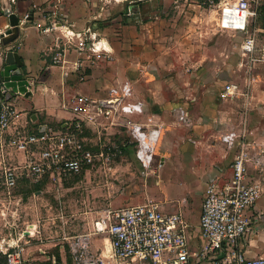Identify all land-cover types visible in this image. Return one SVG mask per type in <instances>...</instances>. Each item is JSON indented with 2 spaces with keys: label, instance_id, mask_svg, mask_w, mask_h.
Segmentation results:
<instances>
[{
  "label": "crops",
  "instance_id": "crops-1",
  "mask_svg": "<svg viewBox=\"0 0 264 264\" xmlns=\"http://www.w3.org/2000/svg\"><path fill=\"white\" fill-rule=\"evenodd\" d=\"M260 1L264 4V0ZM8 3L11 14L19 20V35L14 42L1 47L0 62L6 51L17 53L30 86L28 97L17 93L4 102L11 105L15 113L13 124L3 138L8 140L16 129L29 134L65 130L80 119L90 145L92 140L86 136L89 130L100 127L108 131L115 126L120 134L137 143L139 151L150 152L146 169L148 182L139 195V202L155 203L163 213H181L192 226L191 244L198 245L197 225L205 189L211 184L221 186L230 179V165L241 146L264 148V95L248 96L237 90L225 100L221 94L228 85L221 88L213 79L199 78L197 74L201 71L214 69L213 48L204 53L202 46L188 44L174 55L173 49L152 45L150 39L153 41L155 24L142 22L151 12V1L138 15L129 11L132 6H127L120 15L121 24L103 26L99 23L101 27L97 31L93 30L92 21L98 19L92 16V0H13ZM257 12L258 16L249 19L244 29L222 32L233 38L227 56L236 48L245 55L241 50L244 39L239 47V42L236 46L234 43L237 36L245 35L250 23L259 18L262 26L251 35L263 39L261 52H264V19L262 10ZM51 20H55L57 28L43 33ZM193 20L198 23L199 31L191 32L188 39L193 34L202 36V25L212 21L203 16ZM7 27L9 29V18L3 11L0 30ZM258 31L262 32L261 36ZM214 35L212 32L211 36ZM57 54L61 57L58 63L54 61ZM108 56L112 60L104 61ZM253 56L237 63V67L243 64L250 70L256 63L264 65V59L255 61ZM223 63L229 65L230 59ZM162 70L182 71L183 76L164 73L163 78H156ZM190 70L198 73L187 75ZM110 99H121L116 115L98 116L94 106ZM88 115L97 116L93 119L96 122L89 120ZM118 148L122 151V147ZM12 151L14 158H11ZM5 155L10 163L24 160V155L12 148H6ZM249 177L263 185L261 196L249 213L251 220L256 214L263 215V221L251 224L264 225V170L260 172L250 166ZM163 180L168 182L164 188ZM176 182L180 188L173 186ZM4 205L8 207L6 201ZM6 226L12 228L13 225ZM24 226L19 225L14 235L6 230L0 237V248L12 252L11 247L19 245L25 264L39 260V241L30 242L28 228ZM253 237L243 250L248 257L258 256L251 248ZM0 254L8 264V255Z\"/></svg>",
  "mask_w": 264,
  "mask_h": 264
},
{
  "label": "rangeland",
  "instance_id": "rangeland-1",
  "mask_svg": "<svg viewBox=\"0 0 264 264\" xmlns=\"http://www.w3.org/2000/svg\"><path fill=\"white\" fill-rule=\"evenodd\" d=\"M148 1H151V12L145 13L142 22L155 24L152 29L153 41L150 39L152 45H160L163 49H173L174 55H177L176 50L188 44L202 46L204 53L213 48L216 58L214 69L208 68L199 74L197 71L190 70L187 75L195 72L199 78H209L218 82L221 88L225 85H236L237 90L248 96L264 95V65L256 63L249 70L241 64L238 68L236 64L243 63L249 57L239 53L237 48L236 51L233 49L234 53L227 56L229 46H233V38L226 32L222 33L226 30L215 26L217 17L221 15L225 7L224 4L232 3L234 0H214L215 7L212 8L208 3L203 4L200 0H124L121 2L92 0V16L98 19L97 22L92 21L95 24L93 30L100 29L99 23L103 26L121 24L120 15L127 10V6L137 4L145 6ZM251 7H254L253 3ZM263 9L264 4L258 7L259 11ZM202 16L208 21L212 19L211 22L206 21L207 23L202 25L203 35L193 34L191 38H186L194 30V33L196 30L199 31L198 23L193 19ZM250 24L245 35L237 36L235 46L239 42L237 43L239 47L242 39L262 26L261 18ZM112 31L111 36L115 34ZM212 32L215 33L214 36H211ZM258 33L262 35L261 31ZM255 37L259 51L253 57L255 61L262 60L263 39L256 35ZM96 40L99 39L96 37ZM207 59L209 62V58ZM229 59V65L223 63ZM111 60L112 58L108 56L104 61ZM164 73L171 74L172 77L183 76L182 71L162 70L156 78H163L166 75ZM86 136L92 140L90 145L93 153H102L103 158L96 160L94 166L84 169L81 174L63 180L61 183L47 179L38 184L20 182L10 195H7L0 183V237L6 230H11L13 233L14 230H19V225L22 227L25 225L24 227L28 228V240L39 241V260L26 261L25 264H91L98 259L100 253L103 257L99 259L103 264H113L109 259V243L105 245L107 235H93V225L100 221L107 210L143 203L139 202L141 197L139 195L144 192L148 182L146 169L150 152L139 151L137 143L131 142L125 134H120L115 126L110 127L108 131L100 127L98 130H89ZM262 136L264 138V135ZM254 139L258 141L259 137ZM115 147H122L120 154L115 151ZM106 155H108V161H105ZM12 157H16L13 151ZM151 160L155 161L153 158ZM10 164L15 163L11 161ZM167 184L168 182L163 180L162 187L164 188ZM173 186L180 188L178 182ZM178 193L180 195V192ZM5 201L8 207H5ZM6 225L13 226L11 228ZM252 241L251 248L258 253V256H264V231L256 234Z\"/></svg>",
  "mask_w": 264,
  "mask_h": 264
},
{
  "label": "built area",
  "instance_id": "built-area-1",
  "mask_svg": "<svg viewBox=\"0 0 264 264\" xmlns=\"http://www.w3.org/2000/svg\"><path fill=\"white\" fill-rule=\"evenodd\" d=\"M200 1L208 3L210 8L215 7L214 0ZM251 3L254 7H251ZM224 5L216 19V27L240 31L246 27L249 19L258 16V7L262 4L260 0H234ZM2 13L0 0V15ZM262 15L264 19V9ZM56 28L57 23L51 20L43 33ZM9 29L0 30V50L1 40ZM241 50L248 57L254 55L257 50L255 35L244 39ZM261 57L264 59V52ZM60 60L57 54L54 61L58 63ZM236 93V87L228 85L221 97L226 100ZM120 103L121 99L102 100L94 108L98 116L109 118L116 115ZM14 113L11 105L1 104L0 183L7 195L20 182L38 184L47 179L61 183L94 166L96 160H102L103 154L93 153L87 144L80 119L59 131L29 134L16 129L5 141L3 137L13 124ZM87 118L91 121L94 119L90 115ZM6 148L22 153L23 162L11 165L10 160L6 159ZM115 151L121 153L118 147H115ZM263 158L264 148L261 146H241L230 165V179L221 186L211 184L205 189L197 225L199 243L196 246L190 241L192 226L181 213H163L157 204L151 202L107 210L93 226V234L107 235L109 259L113 264H264V256L248 257L243 251L249 239L259 230L264 231V225L251 224H260L263 215L256 214L253 220L249 216L263 191L261 181L250 179L249 168L252 166L255 170L263 171ZM105 161H108V155ZM11 251L0 248V253L8 255V264H24L22 247L14 245ZM99 257H103L101 253ZM99 257L91 264H103Z\"/></svg>",
  "mask_w": 264,
  "mask_h": 264
},
{
  "label": "water",
  "instance_id": "water-1",
  "mask_svg": "<svg viewBox=\"0 0 264 264\" xmlns=\"http://www.w3.org/2000/svg\"><path fill=\"white\" fill-rule=\"evenodd\" d=\"M3 11L9 18L10 29L6 31V36L2 38V46H7L14 42L19 35V20L11 14V8L7 0H2ZM130 12L134 13L135 8L131 7ZM130 15V14H129ZM128 15V16H129ZM22 62L17 53L6 51L0 62V106L5 101H10L15 94L29 96L27 89L30 86V79L22 73Z\"/></svg>",
  "mask_w": 264,
  "mask_h": 264
},
{
  "label": "flooded vegetation",
  "instance_id": "flooded-vegetation-1",
  "mask_svg": "<svg viewBox=\"0 0 264 264\" xmlns=\"http://www.w3.org/2000/svg\"><path fill=\"white\" fill-rule=\"evenodd\" d=\"M132 7H135V14L138 15L140 10L144 11L147 9V6H141L140 4L134 5ZM142 17V16H141Z\"/></svg>",
  "mask_w": 264,
  "mask_h": 264
},
{
  "label": "trees",
  "instance_id": "trees-1",
  "mask_svg": "<svg viewBox=\"0 0 264 264\" xmlns=\"http://www.w3.org/2000/svg\"><path fill=\"white\" fill-rule=\"evenodd\" d=\"M0 264H7L6 258L4 256H2L1 254H0Z\"/></svg>",
  "mask_w": 264,
  "mask_h": 264
},
{
  "label": "bare ground",
  "instance_id": "bare-ground-1",
  "mask_svg": "<svg viewBox=\"0 0 264 264\" xmlns=\"http://www.w3.org/2000/svg\"><path fill=\"white\" fill-rule=\"evenodd\" d=\"M118 1L121 2V1H124V0H118ZM96 47H97V46H96ZM97 48H98V47H97ZM108 243H109V241H107V239H106L105 245L108 244ZM108 245H109V250H110V243H109ZM104 248H105V247H104ZM104 250H105V249H104Z\"/></svg>",
  "mask_w": 264,
  "mask_h": 264
}]
</instances>
